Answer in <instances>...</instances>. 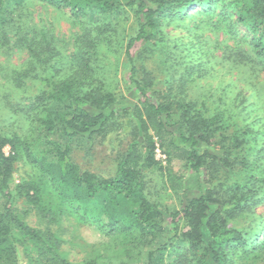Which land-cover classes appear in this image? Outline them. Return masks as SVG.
<instances>
[{
    "label": "trees",
    "instance_id": "16d2710c",
    "mask_svg": "<svg viewBox=\"0 0 264 264\" xmlns=\"http://www.w3.org/2000/svg\"><path fill=\"white\" fill-rule=\"evenodd\" d=\"M38 2L78 20L132 11L137 26L123 41L122 79L137 100L117 99L118 93L99 85L95 71L108 56L107 51L101 55L99 47L113 34L92 22L84 25L90 31L77 42L73 60L62 61L73 71L57 80L54 76L42 80L31 96L23 95L32 88L27 79L38 78L52 64L50 53L61 54L58 39L46 31L28 34L21 26L16 35L11 34L16 14ZM215 4L221 5L223 18L215 25L225 24L226 36L215 40L219 54L207 60L200 55L192 67L204 70L203 64L212 62L240 69L236 80L251 94L229 101L227 90L217 97L195 90L208 103L198 107L186 90L195 81L194 70L181 64V52L175 59V46L166 50L161 45L165 40L174 42L172 32L162 26L187 18L192 12L185 11L193 5L202 9L195 14L209 17ZM1 33L11 54L13 49H24L28 59L0 87V264H19L20 245L27 243L38 249L39 256L27 254L26 264H117L119 260V256L95 255L75 263L65 257L56 236L30 226L17 213L14 204L19 196L43 215L69 205L81 220L101 223L113 241L102 247L114 254L112 246H123L125 260L119 264H170L164 261L167 253L174 255L171 264H264V238L260 239L264 210L259 209L264 206V117L252 120L257 102L249 103L254 96L262 106L257 86H264L260 80L264 77V0H0V37ZM160 53H167L163 65L149 68L144 61L158 60ZM119 113L127 115L131 141L115 175L104 178L73 162L70 142L103 132ZM155 136L169 165L185 159L191 178L196 179L178 191L181 206L173 211H166L146 188L148 170L158 169L174 179L171 168L156 159ZM6 147H10L8 154ZM20 159L34 173L15 192L11 181ZM153 242L156 248L146 249Z\"/></svg>",
    "mask_w": 264,
    "mask_h": 264
},
{
    "label": "rangeland",
    "instance_id": "374dc122",
    "mask_svg": "<svg viewBox=\"0 0 264 264\" xmlns=\"http://www.w3.org/2000/svg\"><path fill=\"white\" fill-rule=\"evenodd\" d=\"M221 8L220 4H215V7L212 8L214 11L209 12L210 16L204 17L195 14L196 11L202 10L200 5H193L185 11L188 12L190 10V12H192V14L186 16L187 18L180 19L179 17L171 26H168L167 23L162 26L164 27V31L172 32L170 35L174 37L172 38L174 42L165 40L161 42V45L166 50L175 46V52L177 53L175 59H178V53L181 52V64H183L184 67L190 65L189 69L194 70L191 72L195 75L193 77L195 81L189 82L190 85L186 86V90L189 89V99L197 101L196 106L198 107L208 103L196 94L195 90L200 94L204 93L206 96L212 95L214 97L222 96V93L227 90L226 96L228 97L226 100L229 101L235 98L236 95H241V98L246 96L248 98L251 94L249 90H247L248 93L244 91L246 89L238 84L236 80L240 69L234 70L235 67L233 66V68L216 66L211 61V63L207 62L203 64L204 70L200 69L196 71L192 67L193 61H197V57L200 55H204L203 59L207 60L210 59L212 55L219 54L221 48H219V44L217 41L215 42V40L222 35L226 36L224 32L226 30L225 24H221L220 26L215 25L216 22L223 19L221 17ZM213 15L214 17H212ZM70 16L69 13H63L57 8L48 6L42 2H38V4L30 3L25 8V13L20 11L16 14L17 25L13 26L12 35H16L21 26H23L24 31L28 34H34V30L40 32L46 31L49 35L56 36L58 39V49L61 52L60 55L58 52L50 53L52 56V64L47 65V70H44L38 78L32 81L30 78L27 79V82L30 83L32 88L31 90H27L26 94L23 95H27V97L31 96L34 91H37V88L41 86L42 80L46 82L51 76H54L57 80V76H62L73 71L69 69V67H65L62 61L67 59L73 60L74 57L72 55L75 51H78L76 50L78 47L77 42L79 41V43H81V39H84L83 36L90 31V29L85 30L84 25L92 22L95 24L93 26H101V29L113 34L108 36V39L110 37L112 39L104 40L99 47V51H102L101 55H103L105 51L108 52V56L102 61L100 60L95 71L99 85H103L105 91L118 93V95L116 94L117 99L129 97L133 100L135 98L134 92L127 87L128 85L122 77L126 64L123 41L130 33L136 30L137 24L134 13L131 11L130 14L123 13L115 16L96 14L95 17L85 18L84 20H78ZM76 21H78V23ZM239 29H241L242 32H247L244 27L240 26ZM92 33L96 36V31ZM1 36L0 87L2 88L4 82L8 80V76L12 74L13 71L19 70L25 65L28 59V53L24 49H13L15 52L14 54L12 53V55L7 46H4L2 33ZM231 36L233 37L232 34ZM64 40L70 41L72 45L67 44ZM17 50L21 51L17 52ZM166 54L161 56L160 53L159 55L161 57L157 56L158 60L153 58L144 62L149 68L155 70V67L158 68L163 65L164 59H167ZM182 73H184V71H182ZM185 76L190 77L187 74ZM262 78L263 79L260 80L264 81V77ZM234 80H236L237 83ZM159 88L165 89V86L160 85ZM257 89L262 93V106L254 96L250 99L249 103L254 102V104H256L257 102L259 106L258 109L256 104L255 110L252 111V120L260 115L264 117V86H257ZM214 97H210V100ZM134 100L136 101L137 99ZM26 102L28 103L29 101ZM121 105L126 104L121 103ZM126 127L127 115H120L119 113V116L116 115L110 120L108 127L105 128L103 132L95 133L92 137H76L70 142L72 147V161L79 164L83 169L97 173L104 178L114 176L119 160L127 150L129 142L131 141L130 131ZM150 133L154 135L152 129ZM257 133L258 131H255V134ZM158 139L159 138L155 136V140L158 141L155 152L156 159L159 160L164 167L171 168V175L172 177L174 176V179L168 177L166 172L162 175L158 169H152V171L148 170L146 188L147 191L150 190L152 192V196L157 199L166 211H173L174 209H179L181 206V197L178 191H183L182 189L189 185L192 186L190 183H193V181L195 183L196 179L194 178L193 180L191 178L190 172L185 166V159H178L169 165L168 155L161 148ZM5 150L8 154L10 152V147H6ZM33 173L34 169L30 164L26 163L24 159L18 160L16 162V171L11 181L12 189L17 192L21 183L25 179H29ZM229 176L234 177L233 175ZM14 207L27 224L37 228L46 235L52 234L56 236V240L61 243L60 252L75 263H82L86 258L94 257L95 255H99L103 259L119 256L117 264L125 260L124 254L121 253L123 246H112V250L110 251H113L115 255L111 254L109 249L106 250L102 247L106 242L112 241V238L109 237V233H107L101 223L93 219L81 220L80 213L78 211L74 213L71 210L72 208H68L69 205L57 208L54 214L50 216L43 215L34 209L33 205L23 201L22 196H19ZM259 209H261L260 212H262L264 206ZM168 236L169 234L165 235L164 239H167ZM263 238L264 233L260 236V239ZM157 242H159V239ZM157 242L147 245L146 249L156 248L158 245ZM37 250L38 249L30 243H27L25 246L21 244L18 254L19 264L28 263L31 254L39 256ZM27 254L30 255L28 256ZM173 259L174 255L170 253L168 256L167 253L164 261L166 263L168 261V263L171 264ZM40 260L43 261L44 257L41 256Z\"/></svg>",
    "mask_w": 264,
    "mask_h": 264
}]
</instances>
